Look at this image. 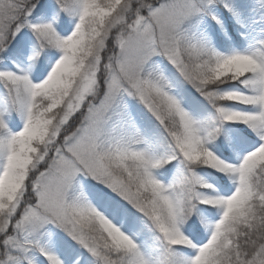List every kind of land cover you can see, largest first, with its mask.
I'll return each instance as SVG.
<instances>
[{"label": "snow or ice", "instance_id": "obj_1", "mask_svg": "<svg viewBox=\"0 0 264 264\" xmlns=\"http://www.w3.org/2000/svg\"><path fill=\"white\" fill-rule=\"evenodd\" d=\"M0 264H264V0H0Z\"/></svg>", "mask_w": 264, "mask_h": 264}]
</instances>
